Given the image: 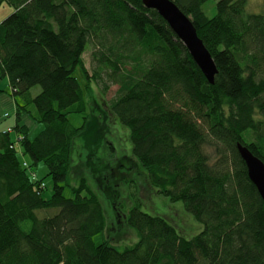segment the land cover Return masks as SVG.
<instances>
[{"label": "trees", "instance_id": "1", "mask_svg": "<svg viewBox=\"0 0 264 264\" xmlns=\"http://www.w3.org/2000/svg\"><path fill=\"white\" fill-rule=\"evenodd\" d=\"M171 1L214 61L212 84L141 0H0L13 9L0 22V79L21 99L12 129L31 161L24 167L10 134L0 132V264H264V204L237 150L264 163V13H248L247 0H220L209 18V0ZM77 69L102 94L117 86L108 107L128 128L146 183L183 204L201 226L196 235L143 212L134 197L125 223L136 243L95 245L102 206L83 177L69 180L74 140L88 123ZM29 104L43 126L33 139L21 122ZM72 114L84 116L81 126ZM38 163L52 181L46 199L43 181L31 176Z\"/></svg>", "mask_w": 264, "mask_h": 264}, {"label": "rangeland", "instance_id": "2", "mask_svg": "<svg viewBox=\"0 0 264 264\" xmlns=\"http://www.w3.org/2000/svg\"><path fill=\"white\" fill-rule=\"evenodd\" d=\"M218 1L220 0H209L203 4L202 10L207 17L211 18L215 15ZM247 2L248 13H264V0H247ZM12 12L10 6L3 4L0 7V22ZM90 55L91 47L88 46L83 54V62L89 75L92 74L94 67ZM75 76L83 90L88 123L85 132L74 140L69 180L71 185H76L83 177L102 206L105 225L103 232L93 237L95 245L106 241L114 248L123 250L136 243V232L129 229L125 223V217L134 204V197L141 201L143 212L163 217L169 223H174L177 229L179 225L186 238L196 235L201 230V226L184 210L183 204L171 203L167 198L156 194L146 183L145 173L132 155L129 130L118 122L108 107V102L115 96L117 86H111L102 94L101 86L85 79L79 69ZM39 92L38 86L31 90L32 96H36ZM15 100L21 99L10 94L7 86L3 85L0 79V129L14 124ZM27 109L29 113L22 114L21 121L28 126L29 138L33 139L43 126L35 120L37 118L35 106L29 104ZM5 112L9 113V117H2ZM83 117L80 114H72L68 118L73 126L79 127L84 122ZM10 137L16 142L17 136L14 130L10 132ZM15 148L19 160L30 166L29 157L22 153L18 143L15 144ZM208 152L212 154L211 149ZM32 170L35 173L33 179L42 180L45 185L43 198H49L52 181L47 176V168L43 163H38L32 167ZM63 195L66 198H73L69 188H65ZM29 226L28 223L21 224L24 231Z\"/></svg>", "mask_w": 264, "mask_h": 264}, {"label": "water", "instance_id": "3", "mask_svg": "<svg viewBox=\"0 0 264 264\" xmlns=\"http://www.w3.org/2000/svg\"><path fill=\"white\" fill-rule=\"evenodd\" d=\"M141 2L146 9L155 11L167 23L207 82L212 84L217 70L191 20L171 0H141ZM237 150L246 166L248 178L264 204V163L252 155L245 146L238 144Z\"/></svg>", "mask_w": 264, "mask_h": 264}, {"label": "crops", "instance_id": "4", "mask_svg": "<svg viewBox=\"0 0 264 264\" xmlns=\"http://www.w3.org/2000/svg\"><path fill=\"white\" fill-rule=\"evenodd\" d=\"M1 82H3V85H6L7 86V89H8V92H9V83H8V81H7V79H1ZM15 104V103H14ZM16 105V104H15ZM16 111V108L14 109V112ZM4 115H2V117L3 118H5L4 116H5V114H7L8 115V117H9V113L8 112H5V113H3ZM22 122V121H21ZM14 124H15V120H14ZM14 124H11L10 126H7V127H5V128H2V129H0V132H4L5 130H7L9 127H13L14 126ZM27 126V125H26ZM28 127V126H27ZM28 130H29V128H28Z\"/></svg>", "mask_w": 264, "mask_h": 264}, {"label": "built area", "instance_id": "5", "mask_svg": "<svg viewBox=\"0 0 264 264\" xmlns=\"http://www.w3.org/2000/svg\"><path fill=\"white\" fill-rule=\"evenodd\" d=\"M5 116H7V114H6ZM10 130H11V129H10V128H8V129H7V132H10Z\"/></svg>", "mask_w": 264, "mask_h": 264}]
</instances>
